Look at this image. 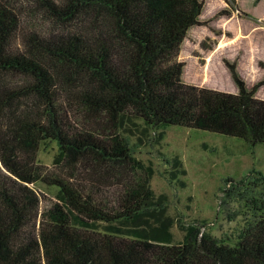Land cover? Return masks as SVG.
Here are the masks:
<instances>
[{
	"label": "trees",
	"instance_id": "obj_1",
	"mask_svg": "<svg viewBox=\"0 0 264 264\" xmlns=\"http://www.w3.org/2000/svg\"><path fill=\"white\" fill-rule=\"evenodd\" d=\"M203 7V0H0V264H264V205L251 199L262 214L234 240L190 227L173 244L170 234L139 229L164 205L147 174L130 182L125 171L132 153L118 133L123 121L264 145V100L256 97L264 77L248 88L225 62L236 94L183 81L178 57ZM46 142L58 147L54 168L36 161ZM170 163L187 175L178 159ZM263 181L255 171L226 180L221 207L248 200L246 183ZM32 186L55 196L41 207Z\"/></svg>",
	"mask_w": 264,
	"mask_h": 264
},
{
	"label": "rangeland",
	"instance_id": "obj_2",
	"mask_svg": "<svg viewBox=\"0 0 264 264\" xmlns=\"http://www.w3.org/2000/svg\"><path fill=\"white\" fill-rule=\"evenodd\" d=\"M203 2L201 23L189 30L178 60L208 58L212 71L209 77L205 73L202 77L204 61L193 69L186 68L184 62L182 78L192 76L198 81L209 78L219 91L236 94L225 66L228 62L235 64L246 86L251 88L264 77V0ZM256 97L264 100V87ZM118 133L127 139L132 153L130 168L125 170L130 182L147 174L155 199L160 198L164 205L161 215L148 218L140 230L151 235L170 234L173 244L182 243L190 227L216 238L234 240L246 222L262 214L255 211L251 199L263 210L264 181L255 185L246 183L248 200H231L222 207L221 201L226 180L240 181L252 171L264 176V145L250 147L240 139L179 126H169L157 133L146 129L140 121H123ZM57 155V145L46 142L40 145L36 161L54 168ZM173 159L182 163L186 176L173 171L170 163ZM32 187L41 195V207L55 196L54 189Z\"/></svg>",
	"mask_w": 264,
	"mask_h": 264
},
{
	"label": "crops",
	"instance_id": "obj_3",
	"mask_svg": "<svg viewBox=\"0 0 264 264\" xmlns=\"http://www.w3.org/2000/svg\"><path fill=\"white\" fill-rule=\"evenodd\" d=\"M180 59L186 63V68L190 67V69L196 68L197 66L200 65L201 61H202V63L204 61L203 67H201V73H202L201 75H202V77H203V74L204 73L208 75V76L206 75L207 77H209V71L210 70L212 71L211 66H209L208 58H201V59L190 58V60L189 59L188 60L187 59H183V58H180ZM189 62H190V66H189ZM205 69L207 70L206 72H204ZM223 69H225V68L223 67ZM217 72L218 73L219 72L221 73L220 70H217ZM221 76H223V75H221ZM193 79H195V78L192 77V76H190V78H189V76H188V77H186V79L184 78L183 81L185 83H187V84H191V85H195V86H200V87H206V88H209V89H213V90L219 91V89L217 88V86H214V85L210 84L209 78L206 81H204L203 79L200 80V81H198L197 79H195V80H193Z\"/></svg>",
	"mask_w": 264,
	"mask_h": 264
}]
</instances>
